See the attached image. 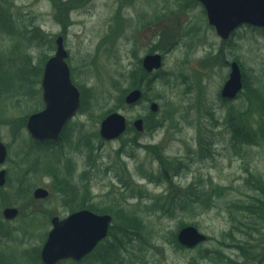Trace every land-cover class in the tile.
<instances>
[{
  "label": "rangeland",
  "instance_id": "374dc122",
  "mask_svg": "<svg viewBox=\"0 0 264 264\" xmlns=\"http://www.w3.org/2000/svg\"><path fill=\"white\" fill-rule=\"evenodd\" d=\"M199 3L198 0H180L179 3L177 0H73L68 10L58 11L53 0H1L0 141L9 150L6 168L17 169L30 145L25 131L18 135L15 132L17 118L25 116L26 120L32 106H40L41 110L43 102L41 93H38L40 98L30 104L24 103V108L20 110L16 97L9 90L13 88L12 84L27 79L22 59L30 57L32 63L38 65L41 62L42 67L46 56L54 55L56 39L62 35L69 54L72 79L79 88L83 86L88 103L84 107L86 111L81 107L84 114L78 113L80 116L72 121L71 149L67 148L63 155L30 153V162L23 170L31 177L33 188L44 185L54 187L55 178L60 176V183L72 180L73 186L78 187L75 193L81 200L89 196L96 204L104 205L115 200L128 210L138 211L144 221L152 225L149 231L159 236L158 249L147 255L148 264H189L196 256L198 250L178 251L169 244L170 234H178L182 225H193L207 236V242L200 249H208L207 253L223 250L232 261L225 259L222 262L215 257L216 262L198 260L197 264H256L225 245L232 242L229 237L224 239L231 226L225 209L221 207L226 199L241 197L245 193L241 185L248 172L264 176V143L255 146L232 143V132L226 130L224 124L227 108H223L220 96L231 72L230 64L236 61L241 68L243 89L238 96L240 98L232 102L231 107L237 117L249 120L254 127L260 122L255 106L252 112L256 114L251 117L242 116L239 111L248 106L250 95L246 84L259 88L264 94V30L243 26L224 41L209 25L205 9ZM172 11L175 13L171 15ZM63 19L67 27H63L66 24ZM170 45L175 47L166 54L164 50ZM155 49L165 60L162 69L148 81H152L151 89L147 91L150 101L143 98L140 104L131 108H117L119 94L111 87L113 80L120 82L122 89L129 88L123 74L131 71L138 60ZM161 71L165 74L176 71L177 77L158 76ZM35 79H40V74ZM189 87L191 92H187ZM35 88L39 90V86ZM168 102L177 109L183 123L170 131L166 128L151 132L146 127L166 115L165 103ZM152 103L158 104L157 112L151 111ZM111 109L126 117L129 131L123 137L107 142L98 135L104 119L101 116ZM208 113L214 115V121ZM155 114L159 117L155 118ZM139 119L143 120L144 129L136 135L134 122ZM190 121L194 125L190 126ZM212 123L215 125L212 126ZM211 134L215 136L213 155L193 163L174 181L182 188L196 178L203 183L212 181L221 186L225 189V197L218 202V208L196 211V206L189 204L184 212L172 216L162 211L147 212L145 206L153 203L131 197L130 188L126 189L116 178L121 174L130 182L136 195L166 196L165 185L154 184L141 175L150 172L156 175L159 170L154 154L148 153L143 146L160 145L158 151L169 159L187 162L189 150L198 148V138ZM133 139L141 146L131 145ZM88 148H94L96 168L88 164ZM39 161L41 168L48 171L45 174L48 177L32 173V163ZM20 173L16 170L13 178L17 180ZM14 182L17 181L13 180L15 186ZM0 191L4 193H0V198L4 195L19 203L15 206L19 214L11 221L4 217L6 207H1L0 203L1 262L38 264L46 234L52 228L51 218L65 217L71 211L63 206L62 195L51 190V197L39 202L22 196L18 199V190L11 186L0 188ZM113 224L114 218L111 227ZM235 236L240 240L246 237L241 233H235ZM255 239L260 246L262 236L255 233ZM260 250L261 246L258 247ZM129 262L142 264L140 259Z\"/></svg>",
  "mask_w": 264,
  "mask_h": 264
},
{
  "label": "trees",
  "instance_id": "16d2710c",
  "mask_svg": "<svg viewBox=\"0 0 264 264\" xmlns=\"http://www.w3.org/2000/svg\"><path fill=\"white\" fill-rule=\"evenodd\" d=\"M69 1L63 2L61 0H53L55 8L58 11H61L62 9L68 10L69 6L72 7L73 0ZM179 1L180 0H177L178 3ZM199 4L202 5L201 3ZM174 13L175 12L172 11L171 15ZM62 21L66 23L65 19ZM66 24H64L63 27H67L68 24ZM247 27L252 30H264L249 25ZM174 47V45H170L169 48L164 50V52L168 54L174 49ZM156 50L157 49L153 51L155 52ZM144 72L145 70L142 68L140 59L131 71L123 74L124 79L129 83V88L122 89L120 82L113 80L111 87L119 94L117 98V108L132 107L126 105L125 96L130 90L136 88L146 87V94H144V98L150 101L147 91H150L152 81L146 83L142 79ZM162 74H164V77L166 78L177 77L176 71L171 74H165L161 71L158 73V76H161ZM245 88L249 91L250 95V97H248V106L244 109H240L239 113L242 116H254L256 113H253L252 109H254L255 106L258 110V114L256 115L259 116L260 122L254 127L249 120H242V118L237 117L235 109L231 107V103L240 97H237L235 100H228L220 96L223 108H227V116L224 122L225 129L232 132L231 140L234 145H260L261 143H264V94L259 90V88H253L247 84ZM191 91L192 88L189 87L187 92ZM16 95L17 94L13 96L17 98ZM86 102L87 95L83 91V108L87 105L88 102ZM170 105L171 104L169 102L165 103V107H167L165 110L166 115L161 116L158 120L155 119V123H153V125L151 124L146 127L148 130L154 132L167 128L170 131L172 128H178L180 123H183L177 109L171 107ZM83 111H86L85 108ZM114 111V109L109 110L106 114L101 116V118ZM208 114L212 118L211 120L214 121V115L212 113ZM156 117L159 116L155 114V118ZM183 119L185 120V118ZM189 125L192 126L194 123L190 121ZM214 125L215 124L212 123V126ZM134 133L137 135V131H134ZM98 137L101 138L100 135H98ZM130 144L141 146L138 143L136 144V139H133ZM214 145L215 136L213 134L206 138H203L202 136L199 137L197 141L198 148L196 150H189L187 162L179 159H169L163 152L158 151L161 147L160 145L143 146L148 153L154 154L155 161L159 165V170L156 175L153 172L143 173L141 175L143 178L153 182L154 184L165 185L167 192L166 196L157 197L149 193H140L136 195L134 194L135 192H133L134 189H131L130 182L121 176V174L116 175V178L120 184L125 186L126 189L130 188L129 191L132 193L131 197L134 199L139 197L142 201L147 199V201H151L153 203L150 206H145L147 212L162 211L164 213H169L172 216L177 212H184L189 204H194L196 206V211L218 208V202L224 200L225 197V194H223L225 189L221 186L214 184L212 181L203 183V180L196 178L186 188H182L174 181V179L176 177H180L185 170H189L193 163L197 161H204L208 157H211V155H213ZM88 149L90 151L88 164L90 167L92 166L96 168L97 164L95 156L93 155L94 148ZM32 151H35L38 154L42 152L53 154L49 148L39 149L35 143L30 141L29 149L28 151H25V158L30 159L29 155ZM122 151L124 152V150ZM61 180L62 177L60 176L59 178H55L54 185L59 187V190L60 186L65 188L60 194L63 197V206L66 210L74 212L80 209H89L99 214H110L114 218V224L111 227L109 237L100 243L97 249L83 261L75 262L67 260L60 262L59 264H130L129 261H136L138 259L141 260L142 264H148L146 261L147 255L149 252L158 249L156 244H159V236H156L153 231H149V228L152 225L149 226L144 221L143 217L138 214V211L128 210L115 200L110 201V203L105 205L96 204L92 201V198H90L88 194V198L81 200L75 193L78 187L75 185V187L73 186L72 180L67 183H60ZM10 186L15 188L13 182H10L7 185V187ZM241 187L244 189L245 193H242L243 195L241 197H230L229 199H226L223 207H221L222 209H225L229 217V226H231L230 232L224 235V239L229 237L232 242L226 243L225 245L228 248H232L233 251L235 250L237 254L240 253V256L248 259V261L256 262V264H264V176L248 172V176L243 180ZM16 189L20 194L18 199H20L21 196L27 199L32 198V189L30 187H26L25 189L17 187ZM3 191H0V193L2 194ZM0 203L1 207L19 205L17 201H11L10 197H6L4 195L0 198ZM69 205L70 208L68 207ZM183 226L186 225H182V227ZM235 233H241L246 237H242V240L237 239ZM255 233L262 236V240H260V251H258V247L260 246L259 241L255 239ZM169 244L178 251L198 250L199 252L191 259L189 264H197L198 260H202L204 262H214L215 257L220 258L222 262L225 261V259L232 262L223 250L211 251L210 253H207L208 249H200L201 245L192 249L181 245L178 241L177 233L170 234Z\"/></svg>",
  "mask_w": 264,
  "mask_h": 264
},
{
  "label": "water",
  "instance_id": "95a60500",
  "mask_svg": "<svg viewBox=\"0 0 264 264\" xmlns=\"http://www.w3.org/2000/svg\"><path fill=\"white\" fill-rule=\"evenodd\" d=\"M204 7L208 23L222 40H228L242 25L264 28V0H198ZM57 52L46 64L43 82L45 109L31 116L28 129L38 141L58 140L65 125L77 113L80 107V92L71 78L70 67L66 62L68 53L63 38L57 39ZM163 55H147L143 67L148 72L162 69ZM243 89V76L238 62L231 63V73L226 81L221 96L235 99ZM1 96V89H0ZM143 90L135 89L125 97L128 105L139 103ZM158 104H151V111L157 112ZM143 120L134 122L135 128L144 129ZM127 131V120L118 112L108 115L100 125V135L106 141L118 139ZM7 147L0 141V165L7 158ZM6 171H0V187L6 185ZM44 188L35 191L36 198L48 197ZM19 210L6 208L3 215L6 219L17 217ZM113 217L99 214L87 209L70 214L63 220L52 219L53 229L42 250V261L45 264H56L65 259L81 261L105 240L110 231ZM207 236L197 227L188 225L178 232V241L187 248H194L207 241Z\"/></svg>",
  "mask_w": 264,
  "mask_h": 264
},
{
  "label": "flooded vegetation",
  "instance_id": "af4514ba",
  "mask_svg": "<svg viewBox=\"0 0 264 264\" xmlns=\"http://www.w3.org/2000/svg\"><path fill=\"white\" fill-rule=\"evenodd\" d=\"M55 48L57 50V45H56ZM56 50H55L54 54L56 53ZM158 52L160 53V51H156L154 53H158ZM148 54H153V53L151 52V53H148ZM148 54H146V55H148ZM52 56H54V55H52ZM52 56H49V57L46 56V58L42 61V67L40 66L41 62H39L38 65L32 63L30 57H25V59H22L23 60L22 61V66L24 67V70L27 71L26 73H24V76H27V79L24 78V80L23 81H20L18 84H14V85L12 84L11 86H13V88H11V90H9V92H12L13 95L17 94L16 95L17 98L15 100H16V105H17L18 109L22 110L24 108V103L30 104L31 102H35L36 99H37V97L39 96L38 93H41L42 102H43L42 103L43 104V109L45 108L44 97H43V95H44L43 82H44V75H45V67H46V64H47L48 60ZM68 58H69V56H68ZM67 62H68V59H67ZM141 65H142V68L144 69V67H143V59H141ZM155 72L156 71L148 72L147 70H145V72H144V74L142 76V79L147 83L148 81L152 80L155 77ZM39 74H40V79L36 80L35 77L38 76V78H39ZM152 74L154 76H152ZM30 76L31 77L33 76L34 78H31ZM156 76H157V74H156ZM75 85H76V83H75ZM35 86H39V90H37V88H35ZM76 86L78 87V85H76ZM0 88L2 90L1 85H0ZM78 89L80 91L81 106H80L79 111L75 115V117L78 115V113L79 114H84L81 111L82 98H83V86H80V88L78 87ZM38 98H40V97H38ZM39 107L40 106H38L37 108H35L34 106H32V110L29 113V115H27V119L26 120H25V116H21V117H18L17 118L18 119V123H17V127H15L16 134L18 135V134L22 133V131H25L27 133V135L29 136V140L32 141L33 143H35L36 146L39 147V149L49 148L50 151L53 152V153H55V154L56 153L62 154L67 148H70L71 149V145H72L71 136H72V129H73L71 127V124H72L73 119H75V117L72 118L70 121H68V123L65 125L64 129L62 130V132H61V134H60V136L58 138V140L38 141V140H36V139H34L32 137V135L30 134L29 129H28V124H29V120H30V118H31L32 115L37 114V113H39V112H41L43 110V109L40 110L41 107L40 108ZM78 116H80V115H78ZM80 144L83 146V140L82 139L80 140ZM6 147H7V152H8L7 158H6L5 163L2 166H0V171L1 170H5L6 171V180H7V182H6L5 187H7V185L10 182H13V180H14V181H17V182H14L15 183V186H16L15 188L19 187L21 189L22 188L25 189L26 187L27 188L30 187L32 189L33 188V184L31 183V177H29L28 173L25 174V172L23 170L24 169L23 167L30 162V159L25 158V156L23 155L24 158L20 159L19 165H17L18 166L17 169L6 168V164H7L8 160H9V158H8L9 150H8V146L7 145H6ZM42 153H44V152H42ZM39 163H41V162L39 161L38 163H32L33 164L32 173H34V176H40L41 177V175L43 174L42 175L43 177H48L47 175H45V174H48V171L45 170V169H43V168H41L42 165L39 164ZM16 170H18L19 173L22 172V174L20 173L21 175L19 174V178L17 177V180H15L13 178ZM39 174H41V175H39ZM36 184L37 183H35V185ZM47 186L46 185H44L43 187L42 186H34L36 188H33V191H32V199H34V201L36 200L38 202L39 201H45V200H48L51 197V191L53 193L57 192L58 194H60L64 190L61 186H60V190H59V187H57L56 185H54V187H52L50 185V186H48L49 188H47ZM5 187H3V188H5ZM39 188L46 189L49 192L48 197H45V198H36L34 196V194H35V191L37 189H39ZM54 188L55 189L57 188V191ZM53 217H55V216H53ZM15 218H13L11 220H14ZM52 218H51V220H52ZM60 218L63 219L64 217L60 216ZM50 231L46 234L45 242H46V240L48 238V235H49ZM1 241H3V240H1ZM94 251H92L90 254H92ZM89 255H87L86 257H84L82 259V261L85 258H87ZM59 263L60 262H58L56 264H59ZM0 264H3L1 262V260H0ZM38 264H45L42 261V250H41V253L39 254Z\"/></svg>",
  "mask_w": 264,
  "mask_h": 264
}]
</instances>
